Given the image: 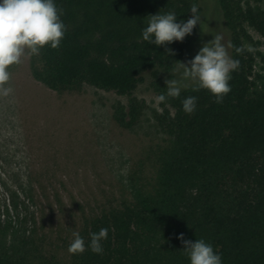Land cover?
Here are the masks:
<instances>
[{
  "label": "trees",
  "instance_id": "16d2710c",
  "mask_svg": "<svg viewBox=\"0 0 264 264\" xmlns=\"http://www.w3.org/2000/svg\"><path fill=\"white\" fill-rule=\"evenodd\" d=\"M55 2L63 9L65 37L58 48L45 46L30 56L32 78L57 93L91 86L128 98L114 106L113 119L130 129L141 113L132 95L146 77L156 96L166 93L161 74L172 71L197 26L182 42L164 46L143 41L142 29L158 12L173 11L178 22L186 21L191 0ZM217 5L230 56L239 60L231 91L216 103L207 90L189 87L159 103L155 121L169 141L156 155L154 185L146 190L131 174L130 200L86 217L78 231L87 243L90 233L107 228L103 253L71 254L72 240L47 243L41 217L31 214L0 220V264H189L181 233L210 243L223 264H264V79L255 77V58L245 48L252 41L248 29L264 39V0ZM188 96L197 97L192 114L182 110Z\"/></svg>",
  "mask_w": 264,
  "mask_h": 264
},
{
  "label": "rangeland",
  "instance_id": "374dc122",
  "mask_svg": "<svg viewBox=\"0 0 264 264\" xmlns=\"http://www.w3.org/2000/svg\"><path fill=\"white\" fill-rule=\"evenodd\" d=\"M191 2L198 5L202 19L179 60L185 63L216 35L223 37L226 47L229 44L217 0ZM248 33L252 41L245 48L251 47L254 75L263 80L264 39L252 29ZM227 50L230 55V47ZM179 62L171 72L161 74L164 84L180 78ZM9 71L6 87L12 92L0 96L1 221L9 217L16 222L31 214L41 217V233L47 243L57 246L62 240L70 242L86 217L130 200L131 174L146 190L152 188L156 155L169 138L156 124L160 107L148 77L132 95L141 107L139 120L124 129L115 123L113 110L128 98L91 86L51 91L32 78L30 56Z\"/></svg>",
  "mask_w": 264,
  "mask_h": 264
},
{
  "label": "clouds",
  "instance_id": "9594fccd",
  "mask_svg": "<svg viewBox=\"0 0 264 264\" xmlns=\"http://www.w3.org/2000/svg\"><path fill=\"white\" fill-rule=\"evenodd\" d=\"M190 13L189 19L179 22L173 11L149 15L141 32L142 40L156 46L182 42L202 19L197 4L191 6ZM62 15L63 9L57 7L55 0H0V96H8L12 92L10 87H6L11 66L19 65L26 56L39 55L45 46L51 49L60 46L66 33ZM222 39L216 35L204 43L190 61H178L180 78L165 81L166 93L156 97L157 103H163L169 97L178 98L182 90L189 87L195 91L205 89L216 103L222 102L231 91V73L239 68V60L233 59L227 50L232 47L231 43L226 47ZM243 50L236 49L237 53ZM248 50L251 51V47ZM165 51L169 56L174 54L170 48H165ZM181 103L182 110L192 114L197 107V97H185ZM108 231L101 228L90 233L87 243L80 232L73 231L69 253L79 254L90 249L93 253L102 254V241L108 238ZM177 239L182 241L189 264H223L221 255L204 239L187 240L182 233Z\"/></svg>",
  "mask_w": 264,
  "mask_h": 264
}]
</instances>
